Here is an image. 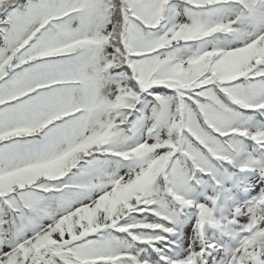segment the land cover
Masks as SVG:
<instances>
[{"label": "snow or ice", "instance_id": "6c2138e0", "mask_svg": "<svg viewBox=\"0 0 264 264\" xmlns=\"http://www.w3.org/2000/svg\"><path fill=\"white\" fill-rule=\"evenodd\" d=\"M0 264H264V0H0Z\"/></svg>", "mask_w": 264, "mask_h": 264}]
</instances>
